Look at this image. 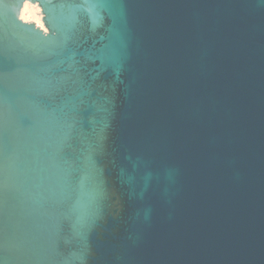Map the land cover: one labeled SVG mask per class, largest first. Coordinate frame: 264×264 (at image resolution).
<instances>
[{
  "label": "water",
  "instance_id": "water-1",
  "mask_svg": "<svg viewBox=\"0 0 264 264\" xmlns=\"http://www.w3.org/2000/svg\"><path fill=\"white\" fill-rule=\"evenodd\" d=\"M90 8L0 0V264H264V0Z\"/></svg>",
  "mask_w": 264,
  "mask_h": 264
},
{
  "label": "bare ground",
  "instance_id": "bare-ground-1",
  "mask_svg": "<svg viewBox=\"0 0 264 264\" xmlns=\"http://www.w3.org/2000/svg\"><path fill=\"white\" fill-rule=\"evenodd\" d=\"M21 19H23L24 21H28V19H31L38 27L40 26V28L46 31V27L43 23L42 9L38 4H33L27 1L24 4L21 12Z\"/></svg>",
  "mask_w": 264,
  "mask_h": 264
},
{
  "label": "snow or ice",
  "instance_id": "snow-or-ice-1",
  "mask_svg": "<svg viewBox=\"0 0 264 264\" xmlns=\"http://www.w3.org/2000/svg\"><path fill=\"white\" fill-rule=\"evenodd\" d=\"M88 2L92 6V8H90V11H92L96 6L101 4L103 2V0H88Z\"/></svg>",
  "mask_w": 264,
  "mask_h": 264
},
{
  "label": "rangeland",
  "instance_id": "rangeland-1",
  "mask_svg": "<svg viewBox=\"0 0 264 264\" xmlns=\"http://www.w3.org/2000/svg\"><path fill=\"white\" fill-rule=\"evenodd\" d=\"M27 22H31V23H34V21L33 20H31V19H28V21Z\"/></svg>",
  "mask_w": 264,
  "mask_h": 264
}]
</instances>
